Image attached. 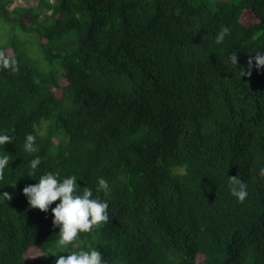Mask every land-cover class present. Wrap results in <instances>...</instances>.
I'll use <instances>...</instances> for the list:
<instances>
[{
  "label": "trees",
  "instance_id": "trees-1",
  "mask_svg": "<svg viewBox=\"0 0 264 264\" xmlns=\"http://www.w3.org/2000/svg\"><path fill=\"white\" fill-rule=\"evenodd\" d=\"M194 1L43 0L9 11L0 0V17L36 31L50 65H34L14 39L0 44L19 63L0 68V134L13 137L0 146L11 158L0 195L12 196H0V264H55L76 250L58 247V201L44 213L22 194L49 171L108 202L109 222L79 240L108 264H264V68L238 69L264 52V0ZM40 11L60 17L39 28ZM222 27L230 34L218 44ZM235 175L243 203L229 191ZM101 177L108 193L97 192Z\"/></svg>",
  "mask_w": 264,
  "mask_h": 264
},
{
  "label": "clouds",
  "instance_id": "clouds-1",
  "mask_svg": "<svg viewBox=\"0 0 264 264\" xmlns=\"http://www.w3.org/2000/svg\"><path fill=\"white\" fill-rule=\"evenodd\" d=\"M228 34H230V29L222 27L215 38L216 43H222ZM259 35L260 33H257L256 36H253V40ZM254 53L247 60L246 71L238 68L236 52L229 55L228 62L234 68L240 69L241 77H250L253 67L257 70L264 68V52L258 50ZM0 68L10 69L15 73L19 71V63L14 55H8L4 50H0ZM35 139L32 134L26 135L24 144L26 152L37 151ZM12 140V136L0 134V146L11 143ZM10 160L9 155L0 156V181L4 180L5 169L8 168ZM40 164L41 158L38 156L30 161L32 171L28 174L29 177L35 174V170ZM259 175L264 177V168L260 169ZM37 181V183L26 185L22 189V194L27 198L29 207L47 213L50 206L58 201L55 203V207L51 208L52 225L59 228L58 247L65 249L74 245L76 248V250L68 252L67 255H56L55 264H108L101 251L95 248L86 250L79 243L81 234L91 233L100 228L102 224L109 222L108 202L100 199L99 196L94 197L93 191L89 187L81 188L75 175L67 176L61 180L57 173L49 171L41 175ZM228 186L230 194L238 202L243 203L248 196L247 184L238 175H235L228 176ZM100 191L104 193L110 191L109 184L103 177L98 179L97 192ZM0 196L7 201L12 199V196L7 192ZM62 252L64 251L60 253Z\"/></svg>",
  "mask_w": 264,
  "mask_h": 264
},
{
  "label": "rangeland",
  "instance_id": "rangeland-1",
  "mask_svg": "<svg viewBox=\"0 0 264 264\" xmlns=\"http://www.w3.org/2000/svg\"><path fill=\"white\" fill-rule=\"evenodd\" d=\"M43 0H10L9 3H7L6 8L9 11H13L14 9L18 7H28V6H36L38 7V10H41L42 8H39V4ZM46 1V0H45ZM51 3H55L56 0H50ZM200 0H195L194 2L197 3ZM210 3L216 0H207ZM229 2H240L241 0H227ZM42 4V3H41ZM41 15L38 16L37 20L35 23L38 24V27H42L47 25L45 21H50L53 22L55 18L60 17V14L58 13L56 16L50 15V12L46 11H40ZM29 21V20H28ZM242 21L245 24H250L254 21V18L252 14L247 13L244 14L242 17ZM16 40L19 45H22L23 47H26L28 54L30 56L31 62L34 65H37L39 67L43 68H48L50 65H48L45 60L43 59V55L39 50L38 46V33L35 31L33 33H25L23 32L17 25L16 28L13 27V25H9L3 18L0 17V44H8L12 40ZM42 42H45V39H42ZM21 43V44H20ZM7 52L9 54L12 53V49L8 48ZM54 65L60 66L61 72H66L67 71V66L65 67L64 65H59L57 62H54ZM67 82L63 79L62 84H66ZM57 95H61L60 90L55 91ZM50 124L49 121L43 123V129L46 130V127H48ZM201 260V258L199 259Z\"/></svg>",
  "mask_w": 264,
  "mask_h": 264
},
{
  "label": "bare ground",
  "instance_id": "bare-ground-1",
  "mask_svg": "<svg viewBox=\"0 0 264 264\" xmlns=\"http://www.w3.org/2000/svg\"><path fill=\"white\" fill-rule=\"evenodd\" d=\"M213 1V0H212Z\"/></svg>",
  "mask_w": 264,
  "mask_h": 264
}]
</instances>
